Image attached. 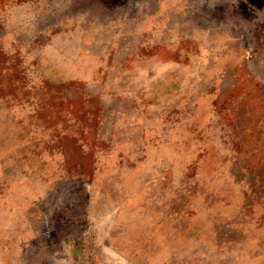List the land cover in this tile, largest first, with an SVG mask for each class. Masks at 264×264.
<instances>
[{
    "label": "rangeland",
    "instance_id": "374dc122",
    "mask_svg": "<svg viewBox=\"0 0 264 264\" xmlns=\"http://www.w3.org/2000/svg\"><path fill=\"white\" fill-rule=\"evenodd\" d=\"M0 264H264V0H0Z\"/></svg>",
    "mask_w": 264,
    "mask_h": 264
}]
</instances>
